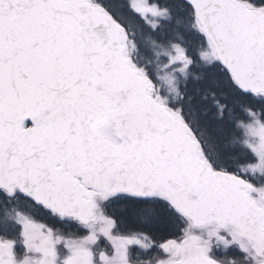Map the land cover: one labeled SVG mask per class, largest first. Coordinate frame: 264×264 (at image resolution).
<instances>
[{
  "label": "snow or ice",
  "instance_id": "snow-or-ice-1",
  "mask_svg": "<svg viewBox=\"0 0 264 264\" xmlns=\"http://www.w3.org/2000/svg\"><path fill=\"white\" fill-rule=\"evenodd\" d=\"M0 264H264V0H0Z\"/></svg>",
  "mask_w": 264,
  "mask_h": 264
}]
</instances>
